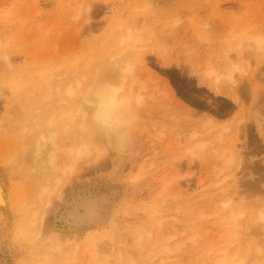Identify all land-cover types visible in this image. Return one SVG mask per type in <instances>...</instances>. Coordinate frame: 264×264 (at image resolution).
<instances>
[{
    "label": "rangeland",
    "instance_id": "rangeland-1",
    "mask_svg": "<svg viewBox=\"0 0 264 264\" xmlns=\"http://www.w3.org/2000/svg\"><path fill=\"white\" fill-rule=\"evenodd\" d=\"M88 1L94 2L88 25L82 20L85 27L78 30L66 20L59 36L65 49L75 44L73 51L64 49L68 62L82 56L84 81H89L92 70L100 64L98 52L112 50L106 34L116 19L132 29L129 44H137L134 49H140L137 54L144 61L136 64L135 78L125 81L123 93H129L133 119L120 129L122 140L111 147L106 169L74 183L66 198L79 189L105 194L106 220L112 216L87 229H73L57 218L54 225L63 238L76 232L83 240L91 233L87 231L99 229L96 236L125 200L127 213L120 216L115 236L118 240L124 237V226L132 230V236L122 238L117 245L121 257L117 249L111 253L116 264H126L134 253L151 251L166 257L167 253L160 251L163 244L190 236L195 242L187 241L180 252L169 254L168 263L216 264L226 244L222 243L224 231H219L225 219L220 221L222 215L215 204H219V196L206 201L191 193L199 181L205 189L214 190L213 183L223 176L218 170L231 157L232 174L243 175L239 188L243 198L250 206L264 203V51L253 54L237 46L244 29L264 33V0ZM106 4L110 7L107 10ZM2 14L0 10V18ZM89 48L97 54H90ZM230 63L238 68L230 83L214 85L205 75L209 65L221 75ZM199 143L209 144L200 149L196 147ZM164 175L176 181L163 184ZM131 177L136 180L130 181ZM1 241L0 264H21L23 250L9 238ZM263 241V235H254L242 244L257 245L252 253L264 256ZM244 250L240 247L241 253L234 260L242 257ZM88 254L83 249L73 264H90Z\"/></svg>",
    "mask_w": 264,
    "mask_h": 264
},
{
    "label": "bare ground",
    "instance_id": "bare-ground-1",
    "mask_svg": "<svg viewBox=\"0 0 264 264\" xmlns=\"http://www.w3.org/2000/svg\"><path fill=\"white\" fill-rule=\"evenodd\" d=\"M93 3L0 0L4 13L0 18V239L9 238L23 250L21 264H73L83 249L91 255L90 264H116L111 253L117 249V256L121 257L117 245L122 238L132 236L127 226L121 240L115 236L120 216L127 213L125 200L96 236L99 229L87 231L91 233L83 240L76 232L63 238L54 225L55 218L73 229L105 222V194L79 189L66 198L74 183L106 169L111 147L122 140L120 129L133 119L129 93H123L125 81L135 78L136 64L144 61L137 54L140 49H134L137 44H129L132 29L116 19L106 34L112 50L108 54L98 52L100 64L92 70L89 81H84L82 56L74 60L76 63L68 62L65 52L73 51L75 44L70 43L73 46L68 48V42L66 50L63 37L59 36L66 20L70 26L77 25V29L81 24L88 25ZM105 7L110 8L107 4ZM110 11L114 15L115 11ZM41 29L43 32L36 36ZM241 32L238 47L253 54L264 51V33L250 28ZM89 53L97 54L90 48ZM236 69L230 63L220 75L209 65L205 75L211 77L214 85L230 83ZM208 144L199 143L196 147L203 149ZM232 162L229 157L218 170V175L223 176L213 183L214 190L205 189L207 186L204 188L199 181L191 195L206 201L207 197L210 200L213 195L219 196V204H215L220 212H216L221 213V222L225 219L219 231H224L225 242H221L226 244L219 251L224 254L217 255L220 258L215 259L216 264H264V256L252 253L257 245L242 244L247 236H264V203L250 206L243 198L239 190L243 175L232 174ZM135 180L136 177L130 178ZM175 181L166 175L161 179L163 184ZM187 241L194 243L195 238L163 244L160 251L167 253L166 257H159L157 252L152 255L151 251L145 255L134 253L126 264H169L168 255L180 252ZM240 247L244 253L234 260Z\"/></svg>",
    "mask_w": 264,
    "mask_h": 264
}]
</instances>
